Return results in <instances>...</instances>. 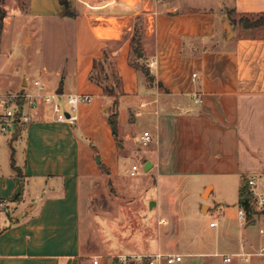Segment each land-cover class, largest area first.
I'll use <instances>...</instances> for the list:
<instances>
[{
  "label": "crops",
  "instance_id": "1",
  "mask_svg": "<svg viewBox=\"0 0 264 264\" xmlns=\"http://www.w3.org/2000/svg\"><path fill=\"white\" fill-rule=\"evenodd\" d=\"M70 2L75 14L60 0L2 1L0 92L36 88L29 77L37 74L49 91L92 99L64 120L50 103L27 106L15 166L0 145V264H119V253L157 250L182 253L172 264H264V213L239 217L246 175L264 174V27L229 17V9L262 13L264 0ZM144 129L153 134L146 145ZM99 162L118 182L142 162L127 190L147 208L134 213L130 245L86 243L84 207ZM195 208L208 222L190 235Z\"/></svg>",
  "mask_w": 264,
  "mask_h": 264
},
{
  "label": "rangeland",
  "instance_id": "2",
  "mask_svg": "<svg viewBox=\"0 0 264 264\" xmlns=\"http://www.w3.org/2000/svg\"><path fill=\"white\" fill-rule=\"evenodd\" d=\"M23 1V0H22ZM172 1V0H170ZM180 5H210L215 4L216 0H175ZM11 2V1H10ZM19 3V1H17ZM4 4L1 2L0 4V12L4 10ZM6 10V9H5ZM237 14V13H234ZM21 44L17 47L16 51L21 52L22 47V39ZM0 66L3 67L1 58H0ZM98 75V72H96ZM38 76L37 74H31L29 77L30 84L34 85V80ZM4 79L1 78L0 82L3 84ZM105 83L111 84L112 82L108 79L104 80ZM4 88V89H3ZM9 88V89H8ZM35 91V88L25 90L23 87L18 89L10 88V86L2 87L0 92V98L2 95L6 93L13 94V97L9 99L6 103L7 105H3L0 103V119L2 113L6 110V107H14L16 108V116L17 110L21 111V118L19 120L14 119V121L6 126V130H0V145L2 155H4L8 149H12V158L14 159V137L19 133L25 123V118L22 117V114L25 113V108L27 106H33V104L29 101L30 94ZM45 103L44 101H42ZM40 102V103H42ZM38 103V104H40ZM15 116V117H16ZM2 126V125H1ZM8 133H11V136L8 137ZM10 144V145H9ZM139 147V146H138ZM134 164V163H133ZM136 167L139 169L136 174H133L132 169L129 166L127 174H123L119 176V182L117 181L116 176L113 174H107L106 172L102 171L101 175L98 179L94 180L93 190L90 195V201H88L84 207V226L86 228V236H88L86 243L89 245H102L103 248L109 244L125 246V242L132 237L133 234L137 232V222H135L138 216H135L134 213L140 214L144 212L147 208L144 204L142 199L138 194H134V199H132V195L128 192L127 187L129 186L130 180L132 182H136V179L143 173V165L142 162H138L135 164ZM132 173V174H130ZM111 181V182H110ZM198 197V194L195 193V198ZM195 200V199H194ZM201 200V198L199 199ZM203 201V200H201ZM213 201V198L211 199ZM144 206H143V205ZM195 207L200 209V202L196 201ZM195 208V213L193 214L190 212L188 214V228L187 232L190 229V235L194 233L191 229L192 225L198 224L201 227H205L207 224L206 217L208 215L201 214ZM206 209V204L204 205V210ZM197 211V212H196ZM134 221V223H132ZM133 225L132 231H130L131 226ZM128 231V233H127ZM152 237V234H149ZM150 239L152 238H147ZM98 241L100 243H98ZM130 245V242L128 241Z\"/></svg>",
  "mask_w": 264,
  "mask_h": 264
},
{
  "label": "built area",
  "instance_id": "3",
  "mask_svg": "<svg viewBox=\"0 0 264 264\" xmlns=\"http://www.w3.org/2000/svg\"><path fill=\"white\" fill-rule=\"evenodd\" d=\"M194 76L197 75L196 72L193 73ZM36 86L35 91L30 94L29 101L33 106L38 105V103L44 101L45 103H50L56 118L60 120L73 119L75 114L72 110H75L78 105L85 101H90L92 95L88 92H61L58 90L49 91L47 84L40 78L34 80ZM13 97V94L6 93L0 98V103L7 105L6 103ZM196 101H201L200 97H195ZM16 116V108L6 107V110L2 113L0 119V130H6V126L11 124ZM22 117L27 120L29 116L26 113L22 114ZM2 125V126H1ZM153 140V134L149 129H144L141 134V142L146 145ZM132 169V173L139 171L137 167ZM245 185L247 186L248 192L251 194L255 207L264 213V174L261 173H250L245 177ZM248 215L247 209L244 205L240 206L239 217L241 222H243ZM159 222H167V217L163 216L159 219ZM215 221H211L214 224ZM260 234L264 237V226L259 227ZM259 252L264 253V242L259 247ZM242 253V252H239ZM244 253V252H243ZM224 254L225 260H230L231 255L227 253ZM182 253L157 250L149 253H133L124 252L117 255L119 264H165V263H175L182 259ZM99 255L94 258L95 262H98Z\"/></svg>",
  "mask_w": 264,
  "mask_h": 264
},
{
  "label": "trees",
  "instance_id": "4",
  "mask_svg": "<svg viewBox=\"0 0 264 264\" xmlns=\"http://www.w3.org/2000/svg\"><path fill=\"white\" fill-rule=\"evenodd\" d=\"M3 0H0V4ZM65 8L64 13L66 14H75L76 9L71 5L70 0H60ZM5 9L0 12V30L2 28L3 16L5 14ZM237 13V14H234ZM229 17L232 23L235 26H242L244 28H256V27H264V12L262 13H238L235 9H229ZM145 68V67H144ZM147 74H149V70L145 68ZM117 82H120V77L118 73H114ZM150 75V74H149ZM151 76V75H150ZM99 81V79H98ZM105 90L109 93H114L113 88L105 87ZM110 123L115 133H117V124H118V111L117 109H113L109 116ZM12 163L15 166V160L12 158ZM102 171L107 174H112L111 169L104 166L102 162H99ZM111 182V181H110ZM240 204L244 205L247 209L248 215L253 216L255 213H260L253 202L251 194L247 190V186L243 184L240 188V196H239Z\"/></svg>",
  "mask_w": 264,
  "mask_h": 264
},
{
  "label": "water",
  "instance_id": "5",
  "mask_svg": "<svg viewBox=\"0 0 264 264\" xmlns=\"http://www.w3.org/2000/svg\"><path fill=\"white\" fill-rule=\"evenodd\" d=\"M20 118H21V111L17 110V116L15 117V119L19 120ZM98 159H99V157H98ZM147 164H148V162H147ZM147 164H146V166H148Z\"/></svg>",
  "mask_w": 264,
  "mask_h": 264
}]
</instances>
